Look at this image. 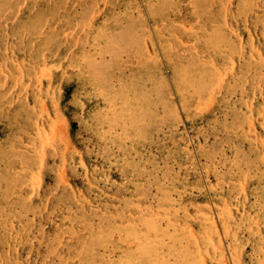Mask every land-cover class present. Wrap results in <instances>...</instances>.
<instances>
[{"label": "rangeland", "instance_id": "374dc122", "mask_svg": "<svg viewBox=\"0 0 264 264\" xmlns=\"http://www.w3.org/2000/svg\"><path fill=\"white\" fill-rule=\"evenodd\" d=\"M0 264H264V0H0Z\"/></svg>", "mask_w": 264, "mask_h": 264}, {"label": "bare ground", "instance_id": "6f19581e", "mask_svg": "<svg viewBox=\"0 0 264 264\" xmlns=\"http://www.w3.org/2000/svg\"><path fill=\"white\" fill-rule=\"evenodd\" d=\"M169 53V52H168ZM137 254V253H136Z\"/></svg>", "mask_w": 264, "mask_h": 264}]
</instances>
